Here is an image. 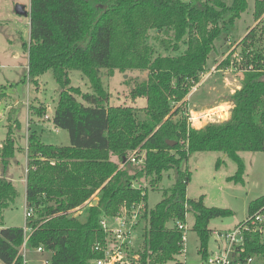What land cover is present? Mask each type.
I'll use <instances>...</instances> for the list:
<instances>
[{"label":"trees","instance_id":"1","mask_svg":"<svg viewBox=\"0 0 264 264\" xmlns=\"http://www.w3.org/2000/svg\"><path fill=\"white\" fill-rule=\"evenodd\" d=\"M246 8L247 0H30L29 39L23 43L26 79L35 91L40 76L51 71L60 90L52 117L45 118L67 131L69 143H45L36 129L27 134L25 207L32 210L27 251L41 246L47 264H92L103 256L96 246L108 236L101 222L145 202L134 264L166 263L181 254L177 222L184 223L188 212L194 215L192 230L205 264L209 221L231 211L206 206L202 195L186 197L191 173L185 163L192 152H224L237 164L228 179L241 182L244 165L238 153L264 150V0H255L258 22L238 43L242 71H235L240 85L227 95L229 117L195 128L184 113L186 96L200 81L215 39ZM229 60L222 59L218 68ZM70 70L87 79L89 90L71 85ZM115 70L146 71L129 90L132 100H146L144 107L110 105L102 76ZM29 108L44 115L41 104ZM10 128L0 145V264H22L24 228L2 225L3 210L18 195L4 175L17 150ZM135 150L143 157L138 169L129 159ZM171 169L172 184L147 209V187ZM262 204L264 194L250 201L248 214ZM234 256L264 264V229L244 232L243 250Z\"/></svg>","mask_w":264,"mask_h":264},{"label":"rangeland","instance_id":"2","mask_svg":"<svg viewBox=\"0 0 264 264\" xmlns=\"http://www.w3.org/2000/svg\"><path fill=\"white\" fill-rule=\"evenodd\" d=\"M29 2L30 0H0V145L10 125L9 135L15 141L17 150L10 159L4 175L12 180L18 192L15 199L3 210V227H24L29 218L25 219L26 137L29 130L36 129L45 143L56 145L69 143L67 131L55 129L51 120L45 118L46 115L52 117L60 90L51 71L48 70L40 76L39 87L35 91L26 79L28 57L23 43L29 39V17L27 14L16 13L15 5L21 4L28 11ZM254 2L255 0H247L246 10L232 24L228 23L215 39L214 48L208 55L207 67L201 74L200 81L186 96L188 102L186 109L199 116L205 113L211 119L230 110L231 102L227 95L240 85L241 75L235 72L232 66L218 68V64L233 46H238L248 29L258 22L253 17ZM145 76L146 71L138 70L125 73L115 70L111 75L103 71L102 79L110 93V105L144 107L146 100L144 98L132 100L129 90L134 78L143 79ZM69 77L72 86H78L82 91L89 90L87 79L79 71L70 70ZM31 104L45 106L44 115L38 116L34 109L29 108ZM204 118L206 120V117ZM209 120L203 121L202 118L201 122L196 121V124L204 126ZM238 154L244 165L241 182L228 179L236 172L237 164L224 152H192L185 163V167L191 173L186 197L197 199L202 195L206 206L227 208L231 211L228 216L215 217L209 221L208 227L211 229L207 245L209 255L219 252L225 246L214 232L232 231L247 217L250 201L264 194V150L240 151ZM218 160L220 164L217 166ZM131 167L138 169L140 164L132 162ZM2 174L0 167V175ZM174 176L175 172L171 169L164 172L160 183L147 187V209L153 208L161 199L162 191L172 184ZM141 181H135L133 184L137 186ZM78 212L79 210L74 214ZM140 221L139 228L136 227L135 230L138 238L122 246L128 264H134L138 258L136 252L142 239L144 219ZM109 222L111 223L110 219ZM193 222L194 215L188 212L184 222L187 230L183 253L176 255L172 261L159 264H201V256L198 254L199 239L195 230H192ZM111 246L113 245H109ZM46 257L47 254L38 253L35 249L26 252V262L29 264H43Z\"/></svg>","mask_w":264,"mask_h":264},{"label":"built area","instance_id":"3","mask_svg":"<svg viewBox=\"0 0 264 264\" xmlns=\"http://www.w3.org/2000/svg\"><path fill=\"white\" fill-rule=\"evenodd\" d=\"M226 57H229V64L227 67L232 66L234 70H239L242 60V54L239 46H233L227 53ZM225 57V58H226ZM231 108V106H230ZM223 112V111H222ZM185 115L187 116L188 122L194 126L195 128H200L197 126L196 121L198 123L203 121H207L209 115L202 113L200 116L194 113L192 110L185 109ZM229 111L223 112L216 115V118L209 120L212 121H223L229 117ZM206 117V120L205 118ZM129 159L131 162L141 164L142 163V155L138 157L137 150L133 151ZM26 171V170H25ZM145 206L143 202H140L136 205H131L130 208L124 207L119 214L109 219L103 220L101 222L102 228L107 233V240L104 244H97L96 249H99L103 252V256L95 259L93 262L95 264H128V260L125 259V256L122 252V246L132 239H137V232H135L136 227L139 228L140 220L143 219L142 215L144 212ZM32 210L30 208L25 207V219H27L31 215ZM140 221V222H139ZM112 224V225H111ZM138 225V226H137ZM177 227L182 231V243L186 239V230L187 226L185 223L177 222ZM24 228V240L20 248V253L23 258L22 264H29L26 262V248L25 242L27 236L30 232V228L26 226ZM264 229V204L260 205L255 211L251 214H248L245 220L239 223L232 231L226 232H214L215 235L219 236L224 243V247L219 250L217 253H211L208 255L205 264H261L254 257H247L245 260H240L238 257L234 256V253H238V251L243 250V234L244 232L257 231L261 232ZM109 245H113L109 247ZM219 248V246H218ZM184 250V249H183ZM35 251L38 253H43V248L41 246L35 248ZM183 253V251H182ZM43 264H47L46 260H44Z\"/></svg>","mask_w":264,"mask_h":264},{"label":"water","instance_id":"4","mask_svg":"<svg viewBox=\"0 0 264 264\" xmlns=\"http://www.w3.org/2000/svg\"><path fill=\"white\" fill-rule=\"evenodd\" d=\"M15 11H16V13H18V14H28L29 13V10L28 11H26L25 9H24V7H23V5H21V4H16L15 5ZM168 143L170 144V145H172L174 142H172V141H168Z\"/></svg>","mask_w":264,"mask_h":264},{"label":"crops","instance_id":"5","mask_svg":"<svg viewBox=\"0 0 264 264\" xmlns=\"http://www.w3.org/2000/svg\"><path fill=\"white\" fill-rule=\"evenodd\" d=\"M219 243V242H218Z\"/></svg>","mask_w":264,"mask_h":264}]
</instances>
